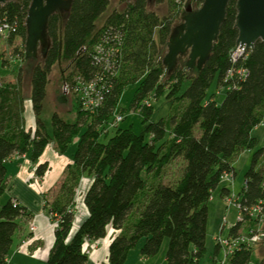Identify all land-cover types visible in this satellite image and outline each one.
<instances>
[{
  "label": "trees",
  "instance_id": "16d2710c",
  "mask_svg": "<svg viewBox=\"0 0 264 264\" xmlns=\"http://www.w3.org/2000/svg\"><path fill=\"white\" fill-rule=\"evenodd\" d=\"M110 1L71 0L67 11L55 12L48 18L46 44L40 46L42 58L39 60V54L30 58L34 62L29 80V98L36 117L34 129L25 126L23 116L22 68L15 82L2 81L0 85V264H6L19 218L29 215L16 199L2 198L7 187L6 161L15 152L27 153L33 162H38L50 140L61 154L76 140L72 162L57 192L51 200H45L52 221H58L47 264H86L89 254L84 244L105 237L109 226L120 232L110 242L104 264H124L130 249L140 240L141 254L153 256L166 238V264H199L207 252L212 192L224 173L236 175L234 157L257 147L259 138L253 129L264 121L263 41L257 40L247 58L236 64L247 69L246 76L225 81L232 66L229 52L238 37L236 0L229 1L218 38L200 68H187V54L179 55L170 64L162 60L173 28L181 23L174 25L175 15L161 17L149 9L150 0H130L114 8L99 26L98 20ZM167 1L174 6L176 0ZM202 2L197 0L198 6ZM30 3L31 0L0 3V13L17 23L10 41L16 35L26 39ZM176 13H181V19L186 14L179 6ZM109 30L111 35L122 36L118 64L108 79L109 89L102 105L90 111L82 107L72 86L76 77L90 79L98 73L92 48ZM21 56L27 59L25 50ZM58 63L63 66L62 82L70 86V108L66 112L52 110V132H48L42 114L47 107L50 75ZM133 83L137 86L130 108L142 116V132L135 133L118 124L112 128V136L101 140L111 130H105L106 124L121 114L117 106L124 88ZM213 84L215 88L210 92ZM222 89L224 96L218 100L217 93ZM164 94L167 99L186 100L180 113L171 117L169 126L163 119L150 121L153 106L146 103ZM59 100L64 101L61 97ZM263 153V147L254 151L245 173L239 191L243 206L264 199V165H258ZM177 157L184 161L181 176L173 184L161 182L163 168ZM48 167V162L37 164L35 175L43 176ZM85 174L93 178L84 196L89 213L69 237L76 191ZM220 191L224 196L227 188L222 185ZM132 210L137 217L130 222ZM241 227L242 222L232 225L228 235H237ZM219 250L216 243L215 264ZM252 257V246H239L227 263L249 264ZM255 262L264 264V257Z\"/></svg>",
  "mask_w": 264,
  "mask_h": 264
},
{
  "label": "rangeland",
  "instance_id": "374dc122",
  "mask_svg": "<svg viewBox=\"0 0 264 264\" xmlns=\"http://www.w3.org/2000/svg\"><path fill=\"white\" fill-rule=\"evenodd\" d=\"M126 1L130 0H111L108 9L104 14L99 18L98 25H102L106 20L107 16L114 8H121L124 6ZM178 6L182 11H187V8L196 9L198 8L197 0H179L175 1L174 6H170L167 0L158 1L150 0L149 9L155 11L159 16H167L170 13L174 16V25L182 22V19L177 15L176 10ZM26 40V39H25ZM25 40L20 35L13 37L12 41L8 38H3L0 40V80L4 82H15L17 78V73L20 68H22L23 82L21 86V91L25 100L29 97V80L31 77V64H34L33 59L27 58L23 59L21 56L22 51L25 50ZM38 58L41 60L42 52L40 47L38 49ZM37 54V55H38ZM63 66L61 63H58L54 66L52 73L50 75V82L48 85V95H47V107L44 110L42 116L44 122L47 125L48 131L52 132L51 124V114L54 108L58 109L61 112H66L70 108L71 95L68 90L64 89V82L60 78V72ZM137 84L127 85L118 102V111L124 116V119L119 123L120 128H131L135 133H141L143 129L142 116L132 108H130V102L132 100L134 91ZM215 85L213 84L209 91H213ZM224 96V90H220L217 93L216 98L221 100ZM60 97L64 101H60ZM150 103L153 106V113L150 116V121H158L163 119L167 126L170 125L171 117L178 115L180 111L184 108L186 100H177V99H167L165 94L159 97L150 98ZM49 131V132H50ZM115 133V129H111L108 133V136L101 137V140L106 141L110 136ZM253 134L258 136L259 142L257 147L252 150H245L244 152L239 153L233 159V165L236 168L237 174L234 179V190L235 193L241 190V186L244 183L245 173L250 168L252 164V157L255 150L258 148H264V121L257 125L253 129ZM148 136V135H147ZM76 140L70 144L66 155L71 156L76 147ZM264 165V153L262 154L258 165ZM184 168V161L181 157H177L168 163L162 171L160 181L165 184H173L181 176ZM37 178V179H36ZM40 177L35 175V180H38ZM222 184L212 192L211 199L209 201V211H208V226H207V236H206V254L200 258L199 264H215L213 262V257L216 250V242L218 238H224L229 232V227L232 225L237 217V210L235 207L227 208L229 205L228 201L224 196L220 195L219 190ZM4 198V197H2ZM51 216V215H50ZM137 217L135 210H132L129 214V221L132 222ZM225 217V218H224ZM36 226L34 222H31L30 229L32 226ZM250 224L245 223L243 225L242 232L247 234L250 228ZM37 230V226H36ZM109 234V227L105 236ZM104 238V237H103ZM264 241L263 239L258 240L253 244V257L249 264H256L255 260L264 257ZM89 251L91 252L92 246H89V242H86ZM168 239L166 238L159 251L153 256L144 257L141 254L140 248L142 245V240H140L135 246H133L127 256L126 264H166V250H167ZM91 255V254H90ZM89 255V256H90ZM217 257V264H222L220 261L223 258L222 250H219ZM223 264H228L223 263Z\"/></svg>",
  "mask_w": 264,
  "mask_h": 264
},
{
  "label": "crops",
  "instance_id": "0c3cea01",
  "mask_svg": "<svg viewBox=\"0 0 264 264\" xmlns=\"http://www.w3.org/2000/svg\"><path fill=\"white\" fill-rule=\"evenodd\" d=\"M24 107L25 126L34 129L36 117L29 97L25 100ZM42 162H48L49 167L43 176L35 180L36 166ZM71 162V156L66 155V153L61 154L53 140H50L46 145L38 162H33L27 153L20 154L18 152L13 153L7 159V187L3 200L6 198L16 199L21 206L26 208L29 215H23L19 218V229L14 235L11 250L6 257V264H47L55 234L53 221L45 208V200L53 198L64 178L67 165ZM92 181L93 178L86 174L80 179L75 196L76 209L73 226L69 237L76 232L82 221L88 216L89 212L84 202V196ZM221 184L227 190L231 188L228 181H222ZM219 193L222 196L220 190ZM31 222L37 226L35 232L30 229ZM119 232L120 229L109 226L107 236L95 241H87L92 247H90L91 252H88L91 255L86 264L106 263L109 244Z\"/></svg>",
  "mask_w": 264,
  "mask_h": 264
},
{
  "label": "water",
  "instance_id": "95a60500",
  "mask_svg": "<svg viewBox=\"0 0 264 264\" xmlns=\"http://www.w3.org/2000/svg\"><path fill=\"white\" fill-rule=\"evenodd\" d=\"M229 1L203 0L196 9L188 7L182 22L171 32L163 62L170 64L179 55L187 54V68H200L218 38ZM5 2L0 0V3ZM70 3L71 0H31L26 17V58L36 57L39 47L46 44L48 18L55 12L67 11ZM236 9V43L252 49L257 40L264 42V0H236ZM261 238L264 240V234Z\"/></svg>",
  "mask_w": 264,
  "mask_h": 264
},
{
  "label": "built area",
  "instance_id": "2783aa9c",
  "mask_svg": "<svg viewBox=\"0 0 264 264\" xmlns=\"http://www.w3.org/2000/svg\"><path fill=\"white\" fill-rule=\"evenodd\" d=\"M17 30V23L10 20L7 15L0 13V40L3 38L10 37ZM122 36L119 33L111 35V31H107L106 34L100 36L99 41L93 46L92 54L93 61L99 66L98 73L90 79L78 76L75 78V83L72 86V91L79 96L81 105L83 108L95 111L102 105L105 94L109 89V78L115 73V67L118 64L119 58V44L121 43ZM250 48L246 45L236 44L229 52V57L232 66L227 70L225 74V81L230 78L245 77L247 69L242 66H236L240 60H245L248 56ZM2 80H0V85ZM69 84L64 83V89H69ZM146 103L150 104V100ZM124 116L122 114H116L114 119L106 124L105 130H109L117 126ZM222 181H228L231 188L227 190L224 198L228 201L229 205L227 208L235 207L237 210V217L235 222H242V227L239 229L237 235H228L224 238H218L217 244L222 250L223 258L220 261L222 264L226 263L228 257L234 252L239 246L249 247L261 240V235L264 234V199L255 202L251 206H243L241 195L239 192L235 193L234 190V179L233 173H224L221 177ZM264 188V180L262 182ZM17 201H14L16 204ZM225 218V217H224ZM245 223L250 224V228L247 234H243L242 229ZM58 224V221H53L54 227ZM230 225L229 229L232 227ZM31 230L36 231V226H32ZM84 249L89 252L87 244H84Z\"/></svg>",
  "mask_w": 264,
  "mask_h": 264
}]
</instances>
